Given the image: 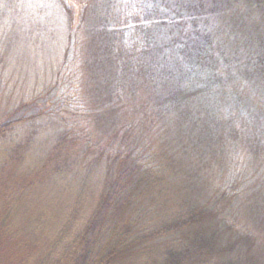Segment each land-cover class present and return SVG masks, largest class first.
Returning a JSON list of instances; mask_svg holds the SVG:
<instances>
[{
    "label": "trees",
    "instance_id": "obj_1",
    "mask_svg": "<svg viewBox=\"0 0 264 264\" xmlns=\"http://www.w3.org/2000/svg\"><path fill=\"white\" fill-rule=\"evenodd\" d=\"M47 1L0 0V264H251L236 240L214 234L207 206L187 204L181 214L170 204L168 148L181 138H163L162 112L177 96L187 102L190 89H158L163 60L147 27L137 29L143 41L125 43L105 0ZM157 1L170 11L179 4ZM54 9L65 13L68 32L59 47L47 43L55 52L31 82L18 53L55 38L43 17ZM200 15L181 16L180 35L186 54L205 46L211 61L225 25ZM253 26L261 40L262 26ZM242 64L260 74L261 63ZM212 197L207 205L219 210ZM221 220L234 234L243 229Z\"/></svg>",
    "mask_w": 264,
    "mask_h": 264
},
{
    "label": "rangeland",
    "instance_id": "obj_2",
    "mask_svg": "<svg viewBox=\"0 0 264 264\" xmlns=\"http://www.w3.org/2000/svg\"><path fill=\"white\" fill-rule=\"evenodd\" d=\"M188 1L176 0L178 6L170 11L157 0H105L102 9H114L118 20H112L111 29H119L125 43L143 41L145 34L137 29L147 27L152 46L161 51L158 56L163 60L155 73L159 90L167 86L190 89L187 102L177 96L168 112H162L163 138L176 133L181 138L168 148V156L173 159L170 204L177 206L181 214L187 204L207 206L206 216L214 234L225 241L236 240L241 254L249 253L253 258L251 264H264V34L259 40V35L252 33L254 23H259L260 33H264V0H203L197 10ZM197 1L192 2L197 5ZM49 4L50 0L45 5ZM72 11L77 15L75 9ZM196 11L200 17L208 14L207 21L214 18L216 26L225 25L213 39L218 43L211 61L205 57L203 44L202 51L185 52L191 47L187 37L180 35L182 24L187 25L180 17ZM43 17L49 18L45 21L54 29L51 34L55 38L33 43L29 53H18L17 57L21 65L27 66L31 82L37 81L38 70L50 60L55 45L59 47V40L68 32L67 18L61 10L54 9ZM226 25L232 27L233 33ZM204 31L207 33L205 27ZM240 34L245 35L239 45L241 41L236 40ZM244 57L258 66L261 63L259 75L243 69ZM235 63L242 67L237 68ZM177 117L186 125L188 137L185 129L176 125ZM208 195L213 196L210 201L221 203L219 210L212 211L207 205ZM72 200L68 194L67 201ZM221 216L241 224L242 231L234 234Z\"/></svg>",
    "mask_w": 264,
    "mask_h": 264
}]
</instances>
